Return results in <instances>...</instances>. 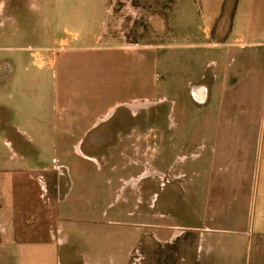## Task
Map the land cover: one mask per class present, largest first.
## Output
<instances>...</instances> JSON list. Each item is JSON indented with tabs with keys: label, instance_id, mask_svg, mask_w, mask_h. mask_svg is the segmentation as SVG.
<instances>
[{
	"label": "rangeland",
	"instance_id": "1",
	"mask_svg": "<svg viewBox=\"0 0 264 264\" xmlns=\"http://www.w3.org/2000/svg\"><path fill=\"white\" fill-rule=\"evenodd\" d=\"M235 2L0 0V63L8 60L17 69H35L32 63L41 62L44 76L38 100L43 116L50 115L49 103L55 101L57 89H63L58 69H74V79L70 83L63 80L69 84L66 89L72 91L70 113H85L86 118L102 114L101 122L95 121L94 126L97 132L109 133L107 137H95L94 142H102L103 148L119 149L130 140L120 139L119 133L130 129L132 121L140 130L141 137L135 144L139 152L129 155L138 165L130 163L118 169L119 154H107L104 161V154L94 153L102 169L92 161L87 166L90 183L85 188L73 186L71 200L80 198L76 195L80 190L86 202L82 207L71 202L75 208L67 217H60L62 227L55 233V245L68 250L69 264H203L209 258L202 249L207 241L202 240L201 231L209 213L213 169L208 161L214 144L204 136L240 128L233 122L228 124L219 101L213 99L211 105L198 106L191 93L197 87L194 84L212 70L206 69L207 61L218 52L212 44L233 42L226 29L231 14L228 3ZM250 4V0L239 2L238 19L242 23L247 21ZM262 8L254 12L255 26L264 21V0ZM243 35L233 36L238 42ZM138 45L155 48L156 60L150 70L140 61L138 75L134 72L132 83L127 84L126 57L119 52L112 56L103 47L133 49ZM177 45L193 46L181 49L175 48ZM223 50L220 47L221 53ZM52 54L58 56L57 62L52 61ZM219 59L224 66V59ZM166 61L169 69H164ZM84 69L90 71L84 75ZM263 89L259 88L254 102L238 105L247 115L257 107L261 110L259 119L245 121L241 129L259 128L264 132ZM147 93H155V104L141 101L138 121L126 120L119 103ZM25 98L30 110L36 102L35 91L21 95V100ZM185 133L192 136L186 145L182 142ZM148 144L154 147L153 153L147 151ZM10 154L0 140V180L12 175L3 171ZM18 160L12 158L10 162ZM149 161L160 171L156 172V181L148 177L152 171L148 170ZM113 165L117 170L111 169ZM224 167L221 172L227 173ZM142 170L144 179L138 178ZM182 171L185 175L177 180L175 175ZM263 201L260 198L256 203L257 229L264 228V221H260L264 218ZM234 236L225 234L220 239L246 241V237ZM247 237L251 242L260 241L253 232ZM59 256L62 258L61 252Z\"/></svg>",
	"mask_w": 264,
	"mask_h": 264
},
{
	"label": "crops",
	"instance_id": "2",
	"mask_svg": "<svg viewBox=\"0 0 264 264\" xmlns=\"http://www.w3.org/2000/svg\"><path fill=\"white\" fill-rule=\"evenodd\" d=\"M239 2L228 3L231 14L226 30L233 42L212 44L218 48L215 57L206 63V69L212 70L194 84L197 87L191 93L198 106L211 105L213 99L219 101L228 124L233 122L234 127L240 128L204 136L214 145L208 161L213 169L209 213L201 231L202 240L207 241L202 244L205 247H201L208 252L209 258L203 264H264V228H255L256 203L260 198L264 200V132L259 128L241 129L245 121L259 119L261 110L257 107L247 115L245 110L238 108L239 104L254 102L259 88H264V21L258 26L253 23L257 17L254 12L263 8L262 0H250L247 21L242 23L238 19ZM225 5L224 2L222 9ZM220 29L218 27L217 31ZM242 34L244 39L237 42L235 37ZM190 46L193 45L175 48L188 49ZM220 47L224 53L220 52ZM103 49L111 51L112 56L113 52H119L126 57L127 84L132 83L134 72L138 75L140 61L149 69L151 62L156 60L153 47L107 46ZM219 58L224 59V66ZM53 59L57 62L58 56L52 54ZM3 64L0 63V140L11 152L3 171L12 175L0 180V264H58L60 259L61 264H69L68 250L55 245V233L62 227V223H58L60 217H67L75 208L71 202L81 203V207L86 202L80 190L76 193L80 198L71 200L73 186L85 188L90 183L87 166L92 161L102 169L101 163L92 155L94 153L104 154V161L107 154H119L118 167L113 165L111 169L125 168L130 163L138 165L129 155L139 152L135 144L141 137L140 130L132 121L130 129L119 133L120 139H130L127 143L124 141L119 149L103 148L102 142L92 140L109 134L105 130L97 132V125L94 126L95 121L101 122L102 114L94 115L93 120L90 116L86 118L85 113H70L72 91L66 89L69 84L63 80L70 83L74 79V69H58L63 89L59 87L55 101L49 103L50 115L43 116L41 100H38L42 97L44 76L41 62L32 63L35 69H17L8 60ZM164 67L169 69L168 61ZM87 71L90 69H84V75ZM29 90L35 91L36 99L30 110L26 98L21 100V95H28ZM154 95H132L118 106L124 108L126 120L137 118L138 121L140 102L155 104L157 98ZM190 134L183 135V144H188ZM147 151L153 153L154 147L149 145ZM12 158L19 160L10 162ZM151 165L149 161L148 170L152 171L148 177L153 176L156 181V172L160 171ZM223 167L227 173L221 172ZM143 171L138 178H145L141 175ZM180 174L175 175L177 180L185 175L183 171ZM134 178L137 177L131 180ZM262 203L264 206V201ZM250 232L260 241H249L247 235ZM215 234L219 236L217 239ZM225 234L246 237V241L243 238L240 242H224L220 236Z\"/></svg>",
	"mask_w": 264,
	"mask_h": 264
},
{
	"label": "bare ground",
	"instance_id": "3",
	"mask_svg": "<svg viewBox=\"0 0 264 264\" xmlns=\"http://www.w3.org/2000/svg\"><path fill=\"white\" fill-rule=\"evenodd\" d=\"M134 182H136V180Z\"/></svg>",
	"mask_w": 264,
	"mask_h": 264
}]
</instances>
